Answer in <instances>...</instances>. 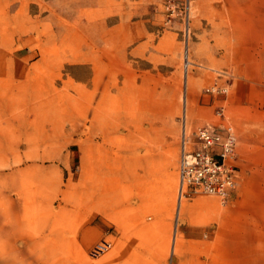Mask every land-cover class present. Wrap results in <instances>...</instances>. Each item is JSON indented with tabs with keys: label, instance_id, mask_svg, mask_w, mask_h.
I'll return each instance as SVG.
<instances>
[{
	"label": "rangeland",
	"instance_id": "374dc122",
	"mask_svg": "<svg viewBox=\"0 0 264 264\" xmlns=\"http://www.w3.org/2000/svg\"><path fill=\"white\" fill-rule=\"evenodd\" d=\"M163 10V0H0V264H264V0H191L188 37ZM91 42L107 52L103 136L88 119ZM214 83L226 93L206 92ZM220 105L237 139L235 188L182 199L178 215L182 122L219 123ZM167 121L178 125L173 176L159 149ZM150 147L155 176L139 179ZM107 166L106 213L93 216Z\"/></svg>",
	"mask_w": 264,
	"mask_h": 264
},
{
	"label": "built area",
	"instance_id": "2783aa9c",
	"mask_svg": "<svg viewBox=\"0 0 264 264\" xmlns=\"http://www.w3.org/2000/svg\"><path fill=\"white\" fill-rule=\"evenodd\" d=\"M165 24L179 22L182 34L188 37L191 0H163ZM206 92L226 93L225 87L218 84L206 88ZM224 106H218L216 115L219 123L205 124L188 132L182 122L180 135V153L178 158L179 200L197 194L217 195L226 199L236 185L237 170L236 134L233 125L225 120ZM109 246L107 241L96 244L91 255L104 252Z\"/></svg>",
	"mask_w": 264,
	"mask_h": 264
},
{
	"label": "bare ground",
	"instance_id": "6f19581e",
	"mask_svg": "<svg viewBox=\"0 0 264 264\" xmlns=\"http://www.w3.org/2000/svg\"><path fill=\"white\" fill-rule=\"evenodd\" d=\"M100 32H101L100 36L104 38L106 35V30H102ZM89 49H90L89 54H88V61H89V68L88 69L89 70H88V74H87L88 75V83L90 86V90L88 91V103H89V105H88V112H89L88 113V119H89L90 125L93 128V135L101 134V136H103L105 121H106V117L108 116L107 115L108 114V112H107V110H108V108H107L108 93H107V85H106V81H105V71H106V69H105V56H106L107 52H106V47L99 46V45L95 44V42H93V43L91 42ZM188 64H189L188 57L185 56V59H184L185 70H187ZM151 92L152 93L149 94V96L147 97V100H145L143 102L145 112H149V113L154 111V102H155L154 97H153L154 92L153 91H151ZM184 104H185L184 114L187 115L186 97L184 98ZM144 119L150 123L152 121V116H150V114L145 115ZM183 122H185V121H183ZM147 128L149 131H151L154 129V126L152 124H149L147 126ZM156 138H157V136H156ZM148 140H149V142L153 143L154 142V136L148 137ZM96 168H97V164L95 166V173H94L95 180H97L98 176H99L97 174ZM13 177H14L13 178V189L16 190L17 195H19L20 190L26 186L27 182L23 179V177L20 173L16 174ZM147 177L152 178L151 174H148ZM103 182H104V180H103ZM96 185H97V183H95V187L92 188V192H91V198H92V202H93V205H92L93 216H96L97 214L104 215L106 213V200H107L106 199L107 198L106 189L103 185H101V188H99ZM22 197H23V200H26L27 195L23 194ZM185 209H186L185 203L182 202L181 200H179L178 205H177V214L179 215ZM48 214L52 216V213H48ZM49 232L55 233L53 228H50ZM9 233H8V235H9ZM84 234L86 235V232ZM8 235H5V236L7 237ZM48 241L51 242V239H49ZM48 241H45V242L43 241V243L46 244V247H48L49 249H51V248L55 249V247L58 246V244L55 243L56 241L52 242L51 243L52 245H50V243ZM12 249L14 250L16 248L12 247ZM14 251H16V250H14ZM78 252H79L80 260L84 263H88L89 260L86 257V254L83 252V249L82 250L80 249ZM6 258L8 259L10 264L18 262V261H16V259L14 257L12 259L10 257H6Z\"/></svg>",
	"mask_w": 264,
	"mask_h": 264
},
{
	"label": "crops",
	"instance_id": "0c3cea01",
	"mask_svg": "<svg viewBox=\"0 0 264 264\" xmlns=\"http://www.w3.org/2000/svg\"><path fill=\"white\" fill-rule=\"evenodd\" d=\"M165 124H166L168 131L166 132V136L161 140L159 144L160 146L159 149L164 150L165 152L168 153V155L165 154L168 163L165 165L163 169L164 174L166 176H173V173H174L173 164H174L175 157L177 154V145H178L177 144L178 125H177V122H172V121H167ZM156 147H158L157 144H156ZM151 148L153 147L149 148L150 152L148 155H145L144 157L145 160L141 158H139V160L135 159L138 161L139 164L137 163V168L135 169L134 175L138 177L139 179L141 178L142 174H144L145 180H147L148 174H151V177L153 178L155 176L156 168H155L153 160L155 159V156L157 153L155 152V156H154V152ZM136 150L137 148L135 149V151ZM103 152H106L105 142H103ZM159 155L160 157L163 156L161 154ZM141 161H143L144 164L143 163L140 164ZM146 162L148 163L151 162L149 168H147ZM107 170H108V166L107 168H103V180H104L103 186L105 187V189H106V181H107ZM163 170H159L158 174L163 173ZM139 171L142 173H140ZM142 181H143V178H142Z\"/></svg>",
	"mask_w": 264,
	"mask_h": 264
}]
</instances>
